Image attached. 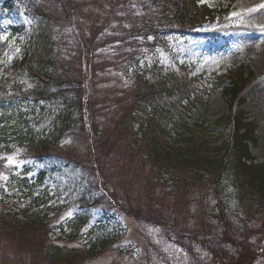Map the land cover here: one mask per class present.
Instances as JSON below:
<instances>
[{"label": "trees", "instance_id": "obj_1", "mask_svg": "<svg viewBox=\"0 0 264 264\" xmlns=\"http://www.w3.org/2000/svg\"><path fill=\"white\" fill-rule=\"evenodd\" d=\"M2 1L3 10L8 11L9 14L20 15L13 6L18 0ZM50 1L42 0L38 5L32 1L34 8L32 14L38 19L40 26L25 40L23 56L14 59L9 65V75H4L0 70V154L8 147L6 140L10 135L7 131L10 130L16 138L13 140L14 143L25 144L27 151L37 161L54 157L59 160L65 159L93 173L96 166L91 165L89 161L87 165H81L80 162L68 158L74 154V149L68 145H60L59 138L67 137L78 124L79 132L87 137L88 131L92 130L93 136L97 138L103 132L99 127L98 118L104 116L105 107L111 106L112 126L117 123L125 124L123 129L131 132L136 139V147L143 150L144 158L156 163L159 169L166 170L164 177L167 181L169 179L172 183H181L184 192L192 185H197V198L194 199L196 203L193 204L203 208L207 204L206 198L212 200L213 206L209 213L221 223L219 224L222 229L221 235L230 234L239 237L246 228H241L234 218L229 217L231 210L225 201L226 185L231 187L233 197L249 215H252L253 211L264 210V160L256 159L250 149V145H257L258 123L251 118L250 111L245 108L247 97L242 93L251 80L252 71L239 66L225 73H213L209 76L210 79L204 80L205 82H201L200 77H191L187 73L182 76L159 72L162 74L158 73L159 75L152 80L136 74L132 83L127 84L126 88L111 89L105 92L106 97L101 99L94 94V85L99 81L97 77L107 65L106 60L97 62L98 50L109 46L124 50L123 55L127 64L125 67L129 68L136 66L135 56L140 46L152 44L148 39L164 43L165 37L177 35L184 39L201 41L205 46L206 44L220 46L224 40L221 36L190 31L206 18L213 20L218 10L199 6L198 0H104L103 13L99 17L103 21L108 18L106 16L111 15V18L101 25L96 24L92 39L89 41L83 40L78 30L73 28V35L69 33L73 39L78 40L77 47L66 55H60L54 47L57 42H54L50 32L40 30V27H44L49 20ZM55 1L58 3L60 18L65 22L69 19L73 21L71 17L79 12L77 1ZM17 20L18 24L10 26L7 38L0 40V55L10 39L18 41L27 35L25 25L19 22L20 18ZM51 20L48 22L50 23ZM51 23L48 29H54ZM60 34L57 41L60 46L67 47L71 38ZM41 51L42 54H36ZM82 59L85 64L84 70L80 66ZM224 81H227V84L222 87V92L229 105L225 113L212 121L206 120L190 125L183 119L179 122L182 132L177 131L174 136L170 135L167 124L155 121L156 118L164 120L160 117L161 111L164 110L161 105L162 99H167L173 94L185 95L188 98L185 105L187 107L192 99L197 100L205 91H210L209 88L219 86ZM28 83L31 87L27 90ZM200 83L206 85L205 88L199 90L194 87ZM129 89L133 93V101L126 102V107L121 109L120 103L124 100L122 93ZM88 90L92 94L91 97ZM49 105L57 107L53 116L46 120L49 121L51 128L54 127L56 135L49 137L44 132L38 136V132L31 129L30 120L35 124L44 120L43 114ZM174 123L173 121V124L169 125L173 127ZM45 137L49 138L51 143ZM3 165L5 161L0 157V173ZM30 169L25 167L22 171L23 176L14 174L11 170L7 177L8 180L10 179V188L7 185V189L4 188L0 178L1 229L31 239L29 241L36 247L38 244L40 250L37 247L36 253L48 264H72L84 259L76 250L64 253L57 245L62 240L52 239L49 236V233L55 229L52 221L63 212L64 204L58 206L52 203L50 190L47 186H41L45 172L38 171L35 177L28 178ZM159 181L161 179L157 180ZM17 195L23 197V200L31 201L24 205L18 202L15 206H11V201ZM173 197L175 199L176 195L174 194ZM83 199L81 198L80 209L85 210L76 212L74 218L64 222V227H61V230L66 227L72 230L67 241L79 237L77 234L79 229L89 222L92 213L90 207L97 203V199L91 203H84L86 200ZM124 214L131 218L137 216L126 211ZM163 217L162 214L161 218ZM208 224L203 223L202 227ZM156 225L161 229L172 227L164 220ZM211 227L214 229L213 225ZM164 231L168 237L173 234L180 238L175 231ZM225 237L226 239L220 238L219 241L199 238H191L188 241L193 244H197L194 240L210 243L212 259L217 264H227L230 256L227 254L228 251H225L224 245L230 244L238 250V244L228 236ZM98 240L104 245V238L98 237ZM93 252L85 250L90 257L95 254ZM254 257L255 255H251V259Z\"/></svg>", "mask_w": 264, "mask_h": 264}, {"label": "rangeland", "instance_id": "obj_2", "mask_svg": "<svg viewBox=\"0 0 264 264\" xmlns=\"http://www.w3.org/2000/svg\"><path fill=\"white\" fill-rule=\"evenodd\" d=\"M32 1H35L36 5L42 2H15L20 4V15L9 14L8 11L0 9L1 41L8 36L10 26L18 24V18L21 20L19 22L25 25L27 32V35L18 41L10 39L1 53L0 70L4 75H9V65L12 61L23 56V46L29 34L40 26L38 19L32 14ZM74 1L79 5V12L71 17L73 21L62 20L57 10L58 3L51 0L48 16L49 20L52 19L50 23L52 22L54 29H48L49 20L44 27H40L41 31L44 29L45 32H50L54 42H57L54 47L60 55H66L77 47L78 40L71 36L73 28L78 30L83 40L89 41L96 24L101 25L111 18V15L106 16L108 18L103 21L99 17L103 13L104 0ZM200 3L228 10L222 11L212 22L208 21L199 29L200 32L212 31L226 37L227 41H224L226 44L223 47L213 44L205 46L201 41L184 39L177 35L165 37V46L148 39L152 44L140 46L135 56L136 66L129 68L125 67L127 64L124 50H118L114 46L100 49L97 51V62L106 60L107 65L104 71L99 73V81L94 82L95 97L101 99L106 97L105 92L111 89L126 88L136 74L152 80L162 74L159 72L182 76L187 73L200 77L201 82H205L204 80L210 79L209 76L213 73L221 74L238 66L245 67L253 73L252 79L244 88V95L247 97L245 108L250 111L251 118L258 122V142L256 146L250 145V149L256 159L264 160V0H200ZM59 34L71 38L67 47L60 46L57 41ZM36 54H42V51ZM80 66L82 70L85 69L83 59L80 60ZM226 84L227 81H224L219 86L209 88L210 91H205L197 100L192 99L187 107L185 105L188 98L185 95L173 94L167 99L161 98L164 110L161 111L160 117L164 120L156 118L155 121L167 124L171 136L177 131L182 132L179 122L183 119L190 125L212 121L227 111L228 100L222 92V87ZM205 86L202 83L194 85L199 90ZM29 87L31 84H26L27 90ZM88 94L89 97L92 96L90 91ZM122 97L124 100L120 103L121 109L126 107V102L133 101V93L130 89L123 91ZM54 110H57V107L49 105L43 114L44 120L37 124L30 120L31 129L38 132V136L44 132L49 137L56 135L54 127L51 128L49 121H46L53 116ZM98 120L103 132L97 138L93 136L92 130L88 131L87 137L79 132V124L67 137L59 138L60 145H68L74 149V154L68 158L80 162L81 165H87L89 161L91 165L96 166L93 173L65 159L54 157L37 161L27 151L25 144L14 143L16 138L10 130L7 131L10 137H7L6 144L11 149L0 155L5 161V171L3 170L0 176L5 189L10 182V179L5 177L6 170H13L14 174L23 176L25 167H30L28 178L35 177L38 171L45 172L41 186H47L50 190L52 203L58 206L64 204L63 212L52 221L56 229L51 234L53 238L60 236L58 229L64 227V222H69L79 210H85L80 209L81 198L86 200L84 203L97 199V203L90 207L92 213L89 222L77 233L79 238L57 243L64 253L76 250L82 254L80 257L84 259L72 264H217L212 259L210 243L194 240L197 244H193L188 240L199 238L219 241L220 238L226 239L225 236L238 244V250L230 244L224 245L230 256L227 264H264V210L253 211L252 215H249L233 197L231 187L226 185L225 201L231 210L229 217L234 218L236 224L246 228V231L237 238L230 234L221 235V223L209 213L213 201L206 198L207 204L203 205V208L193 204L196 203L194 199L197 198V185L188 184L191 188L184 192L181 183H172L169 179L167 181L164 177L166 170L159 169L156 163L144 158L143 150L136 147V139L131 132L123 129L125 124L117 123L112 126L111 106L105 107L104 116ZM173 121L175 126L172 127L169 124H173ZM46 139L50 142L49 138ZM8 158H11V163ZM159 179L161 181L157 182ZM18 196L11 201V206L18 202L24 205L31 201ZM156 205L160 207H155ZM125 211L137 216L127 217ZM162 220L172 227L161 229L156 224ZM205 221L209 224L202 227ZM64 230L66 235L72 231L67 227ZM164 230L175 231L180 238L173 234L168 237ZM98 237L105 239L104 245L99 243ZM29 240L31 239L22 238L17 233L4 231L0 227V264H48L36 253L37 247L40 250L38 244L36 247ZM84 249L94 251L95 254L90 257ZM251 255L255 257L251 259Z\"/></svg>", "mask_w": 264, "mask_h": 264}, {"label": "snow or ice", "instance_id": "obj_3", "mask_svg": "<svg viewBox=\"0 0 264 264\" xmlns=\"http://www.w3.org/2000/svg\"><path fill=\"white\" fill-rule=\"evenodd\" d=\"M8 159H9V162L11 163L12 162L11 158H8Z\"/></svg>", "mask_w": 264, "mask_h": 264}]
</instances>
